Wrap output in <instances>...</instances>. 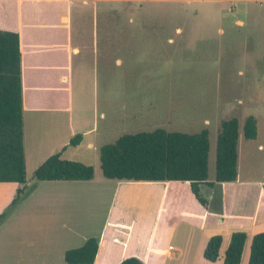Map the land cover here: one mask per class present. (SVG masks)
<instances>
[{
    "label": "rangeland",
    "instance_id": "374dc122",
    "mask_svg": "<svg viewBox=\"0 0 264 264\" xmlns=\"http://www.w3.org/2000/svg\"><path fill=\"white\" fill-rule=\"evenodd\" d=\"M123 4L113 16L121 30L111 32L108 47L94 45L96 36H91L86 16L73 10L63 13L64 23L55 20L56 30L46 32L50 48L40 49L38 63H28L25 97L28 102L38 98L43 105L34 110L31 104L25 112L27 186L21 187L20 199L48 194L49 189L38 195L42 190L33 177L36 148L44 156L65 142L61 158L92 165L103 178L99 149L125 133L207 129L208 179L213 180L216 195L203 207L187 188L172 183V189L177 186L184 194L179 202L170 199L165 220L170 235L176 230L173 243L181 241L194 252L203 241L201 232L207 231L221 235L223 253L229 230L247 229L249 237L253 231H264V0ZM54 104L61 111L52 117L46 105ZM249 115L256 119L254 139L243 137ZM233 116L239 123L238 179L216 183L220 123ZM76 133L83 136L80 144L68 145ZM48 195V199L87 200L78 191ZM102 208H95L97 220ZM78 211L86 213L83 202ZM254 218L258 221L253 223ZM181 221L195 225L187 240ZM246 251L247 244L243 255ZM5 256L0 252V259ZM180 262L170 259V264Z\"/></svg>",
    "mask_w": 264,
    "mask_h": 264
},
{
    "label": "crops",
    "instance_id": "0c3cea01",
    "mask_svg": "<svg viewBox=\"0 0 264 264\" xmlns=\"http://www.w3.org/2000/svg\"><path fill=\"white\" fill-rule=\"evenodd\" d=\"M135 1L143 0H0V29L15 31L20 37L24 143L26 109L31 104L34 110H38V106L43 105L38 98L33 101L30 99L31 102L27 101L23 89L24 71L28 70V63H38L36 57L40 49L43 52V48H50L46 32L51 34L56 30L55 20L64 23L66 17L63 13L77 10L86 16L91 36L93 33L96 36L94 45L108 47L111 43V32L121 30L118 19L113 16H118L121 6H124L123 3ZM101 33L103 36L99 38ZM31 48H38V52L30 50ZM46 106L49 110L47 113H54L52 117L61 111L58 106L56 110L55 104ZM120 117L124 121V115ZM72 133L73 129L70 134ZM64 146H66L65 142L57 143L54 149H51V153L44 156H40L41 150L36 148L35 169L54 153L60 152L61 157V153L66 149H63ZM24 152L26 164L25 148ZM39 183L37 187L42 190L39 196L48 189V194L54 196L67 191L70 193L78 191L87 200L48 199L49 197H46L49 196L48 194L43 198L36 196L21 200L26 183L0 182V214H4L0 219V252L6 253L5 257H1L4 259H0V264H68L64 260V252L67 249L80 247L91 236L98 239V250L92 264H119L128 257H136L142 264H170V259L181 261V264H224V252L229 241L223 253L218 251L219 256L216 261H209L203 257L204 247L215 233L206 234L207 231H202L200 237L202 236L203 241L194 252L189 251L181 241L173 243L174 238L177 237L176 230L170 235V224H166L165 217L170 199L179 202L180 195L184 193L178 190L177 186L172 189L170 185L181 184L182 189L189 190L186 182L107 179L98 176L94 171V178L87 181L58 180L39 181ZM213 183V180L207 179L200 184V192L206 200L213 199L216 195V187ZM216 183L220 182L216 181ZM21 187H23L22 192L17 201L12 203L17 189ZM80 202L86 205L85 214L78 211ZM207 205L206 203V207ZM100 207L103 208L100 219L97 220L95 208ZM257 221L255 218L252 219L253 223ZM181 222L185 224L186 231L183 234L186 235L187 240V236L193 234L191 227L195 225L188 221ZM179 225L180 222L177 227ZM246 230L243 229L247 235L245 241L247 251L243 255L244 244L240 264H247L251 238L255 233L261 232L253 231L249 237ZM233 231H228L229 239Z\"/></svg>",
    "mask_w": 264,
    "mask_h": 264
},
{
    "label": "trees",
    "instance_id": "16d2710c",
    "mask_svg": "<svg viewBox=\"0 0 264 264\" xmlns=\"http://www.w3.org/2000/svg\"><path fill=\"white\" fill-rule=\"evenodd\" d=\"M243 137L254 139L257 124L253 115L245 118ZM208 130L187 133L155 128L152 131L125 133L99 149L102 175L107 179L186 182L195 199L206 206L200 184L208 179ZM239 123L233 116L222 120L216 140L215 181L232 182L237 178ZM82 134H74L68 145L80 143ZM65 149V146L63 147ZM37 181H87L94 178V167L80 161L48 156L33 172ZM0 182L26 183L24 129L22 108L20 37L15 31L0 29ZM22 188L17 189V201ZM4 214H0V219ZM247 235L233 231L225 249L224 264H240ZM221 235H212L203 250V257L216 261ZM98 250L97 237L83 245L67 249L68 264H92ZM119 264H142L128 257ZM247 264H264V231L251 238Z\"/></svg>",
    "mask_w": 264,
    "mask_h": 264
}]
</instances>
